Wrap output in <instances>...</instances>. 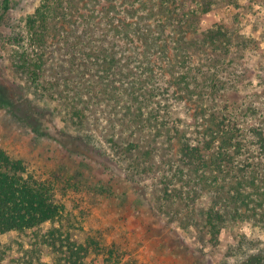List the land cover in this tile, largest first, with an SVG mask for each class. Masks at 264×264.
Segmentation results:
<instances>
[{
  "label": "trees",
  "instance_id": "trees-1",
  "mask_svg": "<svg viewBox=\"0 0 264 264\" xmlns=\"http://www.w3.org/2000/svg\"><path fill=\"white\" fill-rule=\"evenodd\" d=\"M9 1L2 0L5 10ZM240 5V0H84L78 17H70L72 0H42L24 19L22 39L30 52L20 61L31 83L44 93L61 89L69 99L66 117L79 129L87 126L92 107L102 108L115 130L110 146L133 176L157 158L162 163L155 207L178 204L181 221L213 243L236 224L264 231V98L258 105L226 100L236 81L227 54L233 47L241 52L247 46L242 40L250 39L220 24L199 26L204 15ZM56 24L71 76L44 80L45 48ZM0 89L6 97L0 95L1 107L50 136L29 123L26 100L15 104L7 87L0 83ZM78 138L102 148L92 134ZM52 197V187L0 150V236H22L29 259L64 247L63 264H80L91 242L66 234L59 244L53 230L40 232L61 214ZM246 240L240 234L241 250ZM237 264H264V246Z\"/></svg>",
  "mask_w": 264,
  "mask_h": 264
},
{
  "label": "rangeland",
  "instance_id": "rangeland-1",
  "mask_svg": "<svg viewBox=\"0 0 264 264\" xmlns=\"http://www.w3.org/2000/svg\"><path fill=\"white\" fill-rule=\"evenodd\" d=\"M41 1L10 0L5 10L0 0V83L7 87L13 103L26 100L29 123L40 124L52 136L40 135L0 106V150L20 160L28 175L52 187V198L61 207L58 219L40 232L53 230L59 244L66 234L85 245L91 242L80 264H237L246 253L264 246V231L247 223L223 229L213 243L209 235L203 239L194 225L181 221L178 204L155 207L157 183L164 170L159 159L133 176L119 151L110 146L115 130L102 108L92 107L86 113L87 126L79 129L66 117L69 99L61 89L44 93L31 83L20 61L24 51L30 52L22 39L24 19ZM83 2L72 0L70 17H78ZM240 4L238 9L221 7L204 15L199 26L205 30L220 24L250 39L242 40L247 46L241 52L233 47L227 54L236 81L226 100L239 104L251 99L258 105L264 98V0H240ZM62 34L57 24L49 31L44 80L71 76ZM0 95L4 96L1 89ZM86 134L95 136L102 148L82 143L78 136ZM164 154L163 149L160 156ZM240 234L247 236L243 250ZM28 248L16 232L1 235L0 264H63L64 247L53 255L43 253L39 260L29 259Z\"/></svg>",
  "mask_w": 264,
  "mask_h": 264
}]
</instances>
